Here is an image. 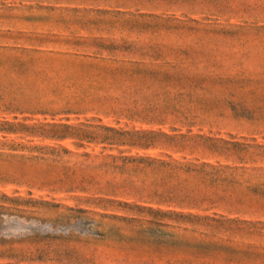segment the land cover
<instances>
[{"label": "rangeland", "instance_id": "obj_1", "mask_svg": "<svg viewBox=\"0 0 264 264\" xmlns=\"http://www.w3.org/2000/svg\"><path fill=\"white\" fill-rule=\"evenodd\" d=\"M0 264H264V0H0Z\"/></svg>", "mask_w": 264, "mask_h": 264}]
</instances>
